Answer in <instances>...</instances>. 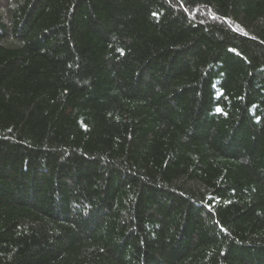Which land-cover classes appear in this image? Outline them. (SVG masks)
I'll return each mask as SVG.
<instances>
[{
	"label": "trees",
	"instance_id": "1",
	"mask_svg": "<svg viewBox=\"0 0 264 264\" xmlns=\"http://www.w3.org/2000/svg\"><path fill=\"white\" fill-rule=\"evenodd\" d=\"M0 264H264V0H0Z\"/></svg>",
	"mask_w": 264,
	"mask_h": 264
}]
</instances>
